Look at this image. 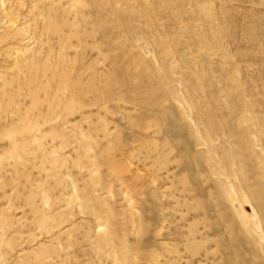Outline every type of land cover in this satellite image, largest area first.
Masks as SVG:
<instances>
[{
    "label": "rangeland",
    "instance_id": "rangeland-1",
    "mask_svg": "<svg viewBox=\"0 0 264 264\" xmlns=\"http://www.w3.org/2000/svg\"><path fill=\"white\" fill-rule=\"evenodd\" d=\"M0 264H264V0H0Z\"/></svg>",
    "mask_w": 264,
    "mask_h": 264
}]
</instances>
